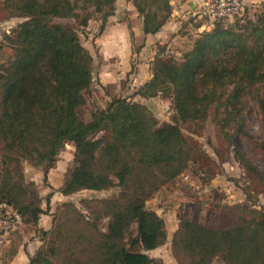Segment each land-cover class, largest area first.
<instances>
[{
	"label": "trees",
	"instance_id": "1",
	"mask_svg": "<svg viewBox=\"0 0 264 264\" xmlns=\"http://www.w3.org/2000/svg\"><path fill=\"white\" fill-rule=\"evenodd\" d=\"M114 2H4L8 18L25 20L2 38L12 55L0 71V202L11 205L23 223L36 226L44 210L22 164L42 168L46 182L66 142L73 143L75 152L73 167L58 189L62 195L119 187L116 197L97 202L100 215L108 218L104 232L97 227L98 217L85 220L77 213L74 229L54 231L53 238L29 257V264H156L146 251L161 245L166 232L163 219L146 209L145 202L182 174L192 159L178 123L204 119L212 110L222 113L224 127L240 124L245 121V95L264 84V14L245 25L214 21L179 62L155 57L151 79L135 92L142 98L170 95L173 123H159L145 105L124 97L113 98L84 121L79 110L92 82L93 58L77 28L54 19H75L84 28L100 13L104 28L114 14ZM146 2L154 4V10L132 0L143 17V32L154 34L170 17L171 6L169 0ZM235 154L247 171L256 173ZM51 195L44 198L46 209ZM239 209L245 215L229 228L181 218L171 238L176 262L264 264V206Z\"/></svg>",
	"mask_w": 264,
	"mask_h": 264
},
{
	"label": "rangeland",
	"instance_id": "2",
	"mask_svg": "<svg viewBox=\"0 0 264 264\" xmlns=\"http://www.w3.org/2000/svg\"><path fill=\"white\" fill-rule=\"evenodd\" d=\"M137 1L146 9L155 8L154 4L147 3L146 0ZM4 2L5 0H0V71L1 66L5 65L12 55V49L2 39L3 34H9L25 20L20 17L8 18ZM114 10L117 11L119 20L124 21V0H115ZM263 14L264 4H257L254 10L245 9L241 17L227 19L222 25L230 26L235 22L245 25L249 20L255 21ZM200 15L193 17L195 20L193 25L213 26L214 21L205 14ZM54 22L67 23L77 28L81 44L93 58L92 82L84 93L85 104L79 110L84 121L90 120V113L95 109H104L113 98L124 96L131 102L145 105L159 123H173L175 110L171 96L142 98L135 94V90L128 92L129 87L125 90L128 85V75L124 76V64L121 62H119V72L122 74L119 81L120 91L114 93L112 87L100 83L101 72L108 64V60L104 62L98 59L96 39L105 28H102V14L94 13L84 28L78 27V21L75 19H54ZM206 26L195 35L192 45L199 34L208 29ZM190 36L192 37V34ZM191 47L176 45L177 53L164 55L163 59L179 62ZM134 67L135 65H132V69ZM104 76L110 78L108 74ZM243 101L245 121L240 124H228L224 127L221 120L222 113H215L212 110L204 119L178 123L192 149V159L182 174L161 186L145 202L146 209L154 211L163 219L166 232L165 240L161 245L153 252L147 253L155 259L156 264H178L173 257L171 238L181 218H189L215 228H229L245 215V212L239 209L240 205L254 210L258 209L259 205L264 206V84L251 87ZM74 152L73 143L66 142L56 156L54 166L48 170L46 182L43 181L42 168L33 167L26 162L31 168L28 169L25 179L35 182L38 193L40 190L49 191V174L52 182L57 181L61 176L64 180L67 172L73 167ZM235 152L246 159L256 173L247 171ZM24 164H22L23 170ZM118 193L119 187L114 186L101 191L83 189L63 197L62 194H58L57 199H50L48 209L44 195L40 206L44 210L43 214L49 216L50 226L45 230L47 235H43L40 230L36 231V236L41 241L39 248L53 238L54 231L64 232L74 229L77 213L85 220H94L98 217L97 227L104 232L108 218L100 215V205L97 202L100 199L114 198ZM130 233L132 236L136 234L135 224L131 225ZM8 239L0 243V264L6 263L14 249V246H6ZM215 264L222 263L216 261Z\"/></svg>",
	"mask_w": 264,
	"mask_h": 264
},
{
	"label": "crops",
	"instance_id": "3",
	"mask_svg": "<svg viewBox=\"0 0 264 264\" xmlns=\"http://www.w3.org/2000/svg\"><path fill=\"white\" fill-rule=\"evenodd\" d=\"M204 1L169 0L170 17L159 31L154 34H145L142 27L143 17L137 13L132 0H124V21L119 20L115 10L114 14L108 17L103 33L96 39L99 61L108 60L107 66L104 67L105 70L101 72L100 83L103 86L112 87L114 93L120 91L119 81L122 74L119 72V62L124 64V76L128 75V85L125 90L129 87L128 92L136 91L140 86L147 83L152 77L151 67L155 57L163 58L164 55L177 53L176 45L191 47L195 35L202 28H205L206 25L203 24L198 26L192 24L195 22L193 17L201 16L200 12ZM261 3L264 4V0H246L244 10H254L257 4ZM132 65H135L133 69ZM105 74L110 75V78H106ZM105 82L107 84H104ZM30 168L31 166L24 164L25 176H27L26 173ZM49 176V186L52 189L50 188L47 192L40 190V197L42 198L52 192L50 199H57V195L61 194L58 189L63 184V177L61 176L60 179L52 182L51 175L49 174ZM49 219L46 214H41L36 226L23 222L18 226L6 242V246H14V249L5 264H29V257L41 244L36 236V231L47 230L50 226ZM153 250L146 251V253L153 252ZM149 257L153 258L152 256Z\"/></svg>",
	"mask_w": 264,
	"mask_h": 264
},
{
	"label": "built area",
	"instance_id": "4",
	"mask_svg": "<svg viewBox=\"0 0 264 264\" xmlns=\"http://www.w3.org/2000/svg\"><path fill=\"white\" fill-rule=\"evenodd\" d=\"M246 0H205L201 14L212 21H222L242 16ZM22 223L18 212L8 203L0 202V243L4 242Z\"/></svg>",
	"mask_w": 264,
	"mask_h": 264
}]
</instances>
